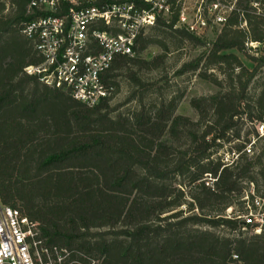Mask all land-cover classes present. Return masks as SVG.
I'll return each instance as SVG.
<instances>
[{
  "label": "trees",
  "instance_id": "16d2710c",
  "mask_svg": "<svg viewBox=\"0 0 264 264\" xmlns=\"http://www.w3.org/2000/svg\"><path fill=\"white\" fill-rule=\"evenodd\" d=\"M29 1L6 0L3 15L0 0V200L38 223L47 250L42 262L264 264V218L253 222L249 212L256 209L255 197L244 198L251 184L264 204V187L259 191L254 174L264 182V144L254 151L264 136V83L258 80L264 74V0H236L210 47L194 63L182 65L181 72L199 70L218 87L214 94L191 99L195 121L175 114L181 94L157 103H144L141 95L137 108L110 114L113 71L129 62L149 64L137 56L113 60L102 74L111 95L94 107L26 74V66L40 61L20 32ZM169 2L168 16L157 17L151 28L203 45L173 27L180 4ZM142 34L134 54L151 43L166 50ZM247 42L263 45L258 55L249 56L251 69L227 52L245 53ZM134 81L141 82L137 76ZM246 121L260 122V130L240 142L239 125ZM234 140L228 153L235 159L214 158ZM207 176L214 179L210 185ZM178 177L195 186L198 194L192 198L200 210L219 204L222 214L184 215L178 209L185 203ZM233 204L241 205L239 213L227 217L224 212ZM202 222L221 224L231 233L251 229L253 235L219 236L193 227Z\"/></svg>",
  "mask_w": 264,
  "mask_h": 264
},
{
  "label": "built area",
  "instance_id": "2783aa9c",
  "mask_svg": "<svg viewBox=\"0 0 264 264\" xmlns=\"http://www.w3.org/2000/svg\"><path fill=\"white\" fill-rule=\"evenodd\" d=\"M179 4L173 27L197 36L210 21L220 25L227 18L218 2L207 7L209 17L201 3L191 12L184 0ZM169 11V0H30L20 32L40 61L24 71L94 107L111 95L102 74L115 58L132 57L142 30L152 27L157 17H167ZM246 152L252 154L250 145ZM261 200L254 199L255 207ZM260 214L262 223L264 211ZM44 254L38 223L0 200V264H44Z\"/></svg>",
  "mask_w": 264,
  "mask_h": 264
},
{
  "label": "rangeland",
  "instance_id": "374dc122",
  "mask_svg": "<svg viewBox=\"0 0 264 264\" xmlns=\"http://www.w3.org/2000/svg\"><path fill=\"white\" fill-rule=\"evenodd\" d=\"M236 0H184L186 2V6L188 7V11L191 12L194 10L199 3L202 4V8L206 13V16L209 17L211 12L207 11V7L209 4L213 2H218L220 5V10L223 11V14L227 17L234 6ZM5 9L3 15H6V0ZM210 25L207 30L201 34L200 36L194 35L203 43V45L198 44L195 40H188L187 38L181 36L179 33H171L167 30L161 32V29H154L151 27H146L142 30V35L149 36L154 41H160L166 47V50L162 48V46L151 43L146 46L139 53L134 54L132 57H139V59H143L149 64H137L133 62L127 63L125 66L121 68H117L113 71L114 77L112 81H114V90L112 96L108 102L109 107L114 109L111 111V115L114 116L119 112L126 110H133L138 107V97L143 96L144 103H157L161 100H168L177 95H182L180 100L177 103L175 114L184 115L189 117L191 120H197L198 114L190 105V101L193 98L211 95L217 92L218 87L213 83L209 82L201 78L198 75L199 70H188L181 72V67L184 63L195 62L196 59L202 54L204 50L210 47V43L215 39L216 35L222 29L223 24H216L212 21L209 22ZM244 26V24L242 25ZM246 52L241 53L236 49L228 50L227 52L235 53L241 62L249 69L254 66V63L250 60L249 56L258 55L263 45L258 42H247L246 43ZM218 78L222 76L215 69H211ZM140 79V83L137 84L134 81V77ZM259 83H264V74L261 73L260 77H258ZM258 83H256L257 85ZM255 85V86H256ZM259 86H256L255 92L258 91ZM131 95H134L135 98H129ZM260 122L250 123L246 121L243 125H239L241 128L240 142L246 139H252L255 131L260 130ZM264 133V128L262 130ZM259 136L261 135L260 132ZM263 139H260L256 142V147L254 151H259L260 146L264 144V136ZM226 143V142H225ZM237 143L235 140L230 141L219 150L214 155L215 157H221L224 161H230L232 158L235 159L236 155H233L231 152L228 153V149L234 144ZM256 183L259 191L264 187V182L262 178L256 174ZM205 183H212L214 180L212 177H205ZM184 178H176V185L178 187H182L184 190V198L185 203L182 204L178 209H182L184 215L189 214H209L211 216L218 214H222V211L218 212L216 209L220 206L219 204L216 207H207L203 210H200L194 200L193 196L198 194L197 189L193 184H188ZM247 182V181H246ZM242 186L245 187V182H241ZM245 197L247 198V194L253 195L254 199L257 198L253 191V186L250 184L246 188ZM233 200V199H232ZM189 204H192L191 206ZM234 205V204H233ZM248 207V205H247ZM241 205H234L233 207H229L225 210L224 215L227 217L232 216L234 213H239V209ZM264 211V204L261 200L256 209L253 210L252 214L255 216L253 222L261 223L258 219H260L261 214ZM251 213V212H249ZM193 227L208 230L219 236H228V237H236L239 236L243 238H250L253 235V231L251 229L237 231L235 233L228 232L229 228L226 226H222L221 224L217 226H211L207 223L196 224ZM259 232V227H256ZM50 263V262H49ZM93 264H97V262H93Z\"/></svg>",
  "mask_w": 264,
  "mask_h": 264
}]
</instances>
